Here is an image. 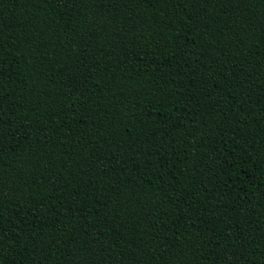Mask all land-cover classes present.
Here are the masks:
<instances>
[{"label":"trees","instance_id":"trees-1","mask_svg":"<svg viewBox=\"0 0 264 264\" xmlns=\"http://www.w3.org/2000/svg\"><path fill=\"white\" fill-rule=\"evenodd\" d=\"M0 264H264V0H0Z\"/></svg>","mask_w":264,"mask_h":264},{"label":"snow or ice","instance_id":"snow-or-ice-1","mask_svg":"<svg viewBox=\"0 0 264 264\" xmlns=\"http://www.w3.org/2000/svg\"><path fill=\"white\" fill-rule=\"evenodd\" d=\"M0 244H2V240H0ZM225 264H233L232 261H225Z\"/></svg>","mask_w":264,"mask_h":264}]
</instances>
